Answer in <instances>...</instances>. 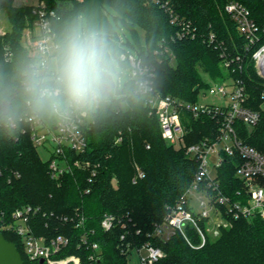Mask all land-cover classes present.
Listing matches in <instances>:
<instances>
[{
    "label": "trees",
    "instance_id": "1",
    "mask_svg": "<svg viewBox=\"0 0 264 264\" xmlns=\"http://www.w3.org/2000/svg\"><path fill=\"white\" fill-rule=\"evenodd\" d=\"M59 1L67 3L47 0L49 7L60 15L54 22V31L82 11L109 22L105 8L112 7L117 20L136 33V44L132 46L153 73L155 91L184 102L196 103L202 89H208L213 81L224 79L227 74L222 66L224 59L239 56L242 69L237 75L250 94L249 105L260 108L264 80L258 75L253 54L264 44V0H169L174 13L191 22L196 29L194 39L189 37L169 44L173 57L156 53L160 43L174 36L178 27L154 0ZM230 2H238L251 12L260 28V43L247 49L235 21L225 11ZM34 8L16 7L14 0H0V9L6 11L12 25L11 31L0 34V67L11 68L28 55L22 46V36L36 19ZM138 29L145 33L144 45ZM211 34L215 36L213 41ZM5 48L13 52L11 61L4 58ZM187 119L184 125L188 144L214 136L217 127L213 120ZM25 127L22 122L12 135L0 129V224L12 222L13 212L18 208L38 207L42 213L32 220L36 233L69 236L70 245L61 256H78L81 264H92L89 259L94 254L92 243L100 245L102 254L95 264H129L121 248L128 244L139 247L146 242H152L165 252L159 264H264V219L259 217H229L230 227H221L220 236L215 240L206 234L208 221H200L204 243L195 228H188L185 236L176 231L169 240L149 237L155 226L167 217L168 207L192 184L199 163L187 157L184 150L167 144L145 97L132 107L107 109L95 117L86 130L89 150L83 155L71 154L72 158L91 160L99 165L92 182L90 174L80 170L65 174L60 181L52 180L48 161L40 158L28 132H23ZM240 129L249 145L264 150V117L252 134L248 135L244 126ZM118 138L121 141L116 143ZM135 165L145 173L137 183L133 182L137 174ZM234 173L235 165L231 159H226L219 170V179L225 192L232 196L241 187ZM77 209L86 218L81 227L43 215L72 216ZM106 213L118 219L108 232L101 226ZM2 234L16 245L24 264H42L27 257L19 235L8 230ZM84 235L88 244L82 242Z\"/></svg>",
    "mask_w": 264,
    "mask_h": 264
},
{
    "label": "built area",
    "instance_id": "2",
    "mask_svg": "<svg viewBox=\"0 0 264 264\" xmlns=\"http://www.w3.org/2000/svg\"><path fill=\"white\" fill-rule=\"evenodd\" d=\"M154 1L165 9L171 23L178 27L174 36L160 43V48L156 53L171 54L173 57L169 44L184 38L194 39L196 29L193 28L191 22L180 19L174 13L169 7V0ZM225 11L235 21L239 33L246 41L247 49L260 43V28L244 5L230 2L226 5ZM33 13L36 19L27 26L22 36V46L27 54L49 34V29L54 31V22L60 19L58 11L50 8L47 0H40ZM214 38V34H211L210 40L213 41ZM136 57L145 67L151 82V91L145 98L150 113L155 115L159 122L163 139L168 145L184 150L187 157L196 159L199 163L192 184L175 204L168 207L167 217L155 226L149 237L169 240L176 231L185 236L188 228H195L199 231L204 243L205 236L198 225L200 221L206 220L207 224L213 221L215 225L221 227L228 223L229 217L264 219V150L249 145L240 129V126H244L254 130L260 124L264 117V91L261 94L260 108H252L249 105L250 94L247 87L243 79L237 75L242 69L240 57L224 59L222 66L228 74L227 78L213 81L208 88L210 95L220 96L226 100L225 106L184 102L170 95L156 92L152 80L153 73L138 56ZM4 58L6 61L12 60L13 52L9 48H5ZM253 59L258 75L263 79L264 44L253 54ZM187 118L213 120L217 127L214 136L188 144L186 141L188 131L184 125ZM93 123L94 119L73 120L65 123L49 120L24 122L26 127L23 128V132H28L37 150L40 148L48 150L50 154L48 166L52 180L60 181L65 174L80 170L87 171L90 174L89 181L92 182L98 174L99 165L91 160L72 158L71 154L78 156L87 153L89 141L86 130ZM120 141L121 138H118L116 143ZM226 159H231L235 165L234 177L241 184V187L235 190L234 196L225 192L219 179V170ZM136 172L134 183L145 177L144 171L139 166H136ZM89 192L90 190H87V193ZM76 211L72 216L58 217L54 213L43 215L57 218L65 224L70 223L75 227H81L86 218L80 209ZM41 213L40 208L31 205L18 208L13 212L12 222L6 225L0 224V233L8 230L19 235L25 254L30 260H44L47 264H81L78 256H61V253L70 245L69 236L64 234L48 236L36 233L32 220ZM116 223L118 219L106 213L101 226L104 231L108 232L114 228ZM139 233L140 231L137 232ZM124 238L123 235L122 239ZM82 242L88 244L86 235L83 236ZM91 248L94 254L89 259L92 264H95L102 258L101 248L98 243H92ZM121 249L122 253L127 256L130 251L136 249L140 254V264H159L165 257V252L152 242H146L139 247L128 244ZM143 252L146 254H142Z\"/></svg>",
    "mask_w": 264,
    "mask_h": 264
},
{
    "label": "clouds",
    "instance_id": "3",
    "mask_svg": "<svg viewBox=\"0 0 264 264\" xmlns=\"http://www.w3.org/2000/svg\"><path fill=\"white\" fill-rule=\"evenodd\" d=\"M11 68L0 67V129L92 120L151 91L148 73L110 22L86 11L64 21Z\"/></svg>",
    "mask_w": 264,
    "mask_h": 264
},
{
    "label": "rangeland",
    "instance_id": "4",
    "mask_svg": "<svg viewBox=\"0 0 264 264\" xmlns=\"http://www.w3.org/2000/svg\"><path fill=\"white\" fill-rule=\"evenodd\" d=\"M31 3H32L31 6H38V4L40 3V0H31ZM105 9L110 19L109 22L113 26H115V28L117 29L118 36L119 38L122 39L124 47L127 48L131 53L138 56L136 49L134 48V46H132L136 44V33L130 28H128L122 21L117 20L116 12L112 7H108ZM11 29H12V25L10 23L8 14L6 13L5 10L0 9V34L7 33L11 31ZM138 34L141 39L142 45H144L145 43L144 31L142 29H138ZM197 103H199L200 105H209V106H225L226 100L220 96L210 95L208 89H202L199 92ZM252 131L253 129L247 128L248 134H251ZM38 153H39L40 158L43 161L49 160L50 154L47 149L40 148L38 149ZM221 227L228 228L230 227V223L228 222L224 226H221ZM221 227H218L217 225H215L213 221H210V223L207 224L206 229H205L206 234L209 237V239L211 240L217 239L220 236ZM142 254L145 255L146 253L143 252ZM128 259H129V264H140V254L138 253L136 249H133L132 251H130Z\"/></svg>",
    "mask_w": 264,
    "mask_h": 264
},
{
    "label": "water",
    "instance_id": "5",
    "mask_svg": "<svg viewBox=\"0 0 264 264\" xmlns=\"http://www.w3.org/2000/svg\"><path fill=\"white\" fill-rule=\"evenodd\" d=\"M57 3H67L56 0ZM264 79V75H263ZM1 195V188H0ZM40 263H44V260H41ZM0 264H24L22 256L18 251L16 245L12 242L6 240L4 235L0 233Z\"/></svg>",
    "mask_w": 264,
    "mask_h": 264
},
{
    "label": "crops",
    "instance_id": "6",
    "mask_svg": "<svg viewBox=\"0 0 264 264\" xmlns=\"http://www.w3.org/2000/svg\"><path fill=\"white\" fill-rule=\"evenodd\" d=\"M31 0H14V6L22 7V6H31Z\"/></svg>",
    "mask_w": 264,
    "mask_h": 264
}]
</instances>
